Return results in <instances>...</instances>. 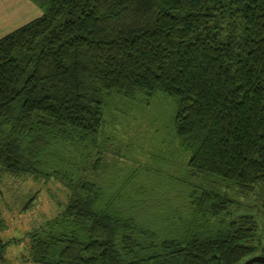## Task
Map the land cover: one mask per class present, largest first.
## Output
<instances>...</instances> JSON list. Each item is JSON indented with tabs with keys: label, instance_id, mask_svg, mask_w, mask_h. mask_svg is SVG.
I'll use <instances>...</instances> for the list:
<instances>
[{
	"label": "trees",
	"instance_id": "1",
	"mask_svg": "<svg viewBox=\"0 0 264 264\" xmlns=\"http://www.w3.org/2000/svg\"><path fill=\"white\" fill-rule=\"evenodd\" d=\"M34 1L43 14L0 38V194L30 176L68 193L23 239L0 215V263L18 244L21 264H244L258 221L235 195L264 190V0ZM157 93L189 158L172 212L145 164L105 149L117 105Z\"/></svg>",
	"mask_w": 264,
	"mask_h": 264
},
{
	"label": "rangeland",
	"instance_id": "2",
	"mask_svg": "<svg viewBox=\"0 0 264 264\" xmlns=\"http://www.w3.org/2000/svg\"><path fill=\"white\" fill-rule=\"evenodd\" d=\"M39 11L41 12L40 8ZM175 111V100L162 93H157L150 100L149 106L145 104V98L136 105L124 102L117 105L114 111L118 115L113 119L116 125L107 127L104 136L107 158H113L112 163L121 166L120 160L127 157L131 159V164H145L143 173L145 181L150 182L148 188L158 190L164 210L168 212L177 207L182 208L180 199L176 197L181 198L185 192L179 191L180 185L173 177L176 180L184 177L189 159L174 140L172 117ZM84 167L86 172L97 173H93L88 164ZM165 170L171 177L165 175ZM67 193V188L55 179L36 180L32 176L6 178L1 185L0 194V215L2 214L1 218H4L6 224L3 237L23 239L28 233L47 227V221L59 211L58 202H65ZM176 193H180L179 196ZM235 198L243 203L237 204L236 209L243 210L247 204L254 206L244 209V213L252 214L258 221L257 240L252 256H264V190L249 194V197L235 195ZM154 208L157 210L156 205ZM13 246L15 249L6 253L5 263L0 264H21V250L24 246L12 244L11 247Z\"/></svg>",
	"mask_w": 264,
	"mask_h": 264
},
{
	"label": "crops",
	"instance_id": "3",
	"mask_svg": "<svg viewBox=\"0 0 264 264\" xmlns=\"http://www.w3.org/2000/svg\"><path fill=\"white\" fill-rule=\"evenodd\" d=\"M42 14L34 0H0V38Z\"/></svg>",
	"mask_w": 264,
	"mask_h": 264
},
{
	"label": "water",
	"instance_id": "4",
	"mask_svg": "<svg viewBox=\"0 0 264 264\" xmlns=\"http://www.w3.org/2000/svg\"><path fill=\"white\" fill-rule=\"evenodd\" d=\"M255 262H261L264 264V256H252L251 258L246 260L244 264H253Z\"/></svg>",
	"mask_w": 264,
	"mask_h": 264
}]
</instances>
